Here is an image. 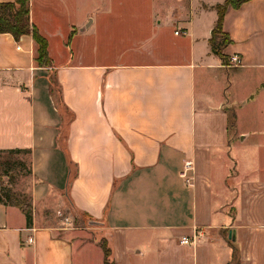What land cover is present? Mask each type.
<instances>
[{"label":"crops","instance_id":"obj_1","mask_svg":"<svg viewBox=\"0 0 264 264\" xmlns=\"http://www.w3.org/2000/svg\"><path fill=\"white\" fill-rule=\"evenodd\" d=\"M226 1L31 0L47 68L32 35L0 34V150L31 151L33 205L28 227L0 203V264H104L102 239L116 264H264V129L246 145L229 114L264 118V0L227 9V63ZM229 70L253 93L233 102Z\"/></svg>","mask_w":264,"mask_h":264},{"label":"trees","instance_id":"obj_2","mask_svg":"<svg viewBox=\"0 0 264 264\" xmlns=\"http://www.w3.org/2000/svg\"><path fill=\"white\" fill-rule=\"evenodd\" d=\"M250 0H227L224 4L218 5L216 10L219 13V19L212 32L210 40L212 52L221 57L227 63V58L224 54L225 48L231 44V39L223 30V21L227 9L231 6L235 9L240 8L244 3ZM30 3L31 0H15L13 3H0V34H11L16 41H19L23 36L32 35L38 45L37 62L39 67L47 68L52 66V61L48 51V41L43 37L38 29L31 24L30 20ZM231 129H234V122L231 123ZM30 150H0V154H26L29 155ZM4 169V176H10V165L7 163ZM25 168V163H22ZM31 168L27 170V174L31 175ZM0 203L5 206H14L23 211L26 217L27 226L33 225V205L31 198L27 195H15L10 190L1 187ZM100 247L104 252V264H116L112 258V249L106 239L99 242ZM233 264H240L239 254L237 249H234Z\"/></svg>","mask_w":264,"mask_h":264},{"label":"rangeland","instance_id":"obj_3","mask_svg":"<svg viewBox=\"0 0 264 264\" xmlns=\"http://www.w3.org/2000/svg\"><path fill=\"white\" fill-rule=\"evenodd\" d=\"M160 4L161 3H159L157 7L165 10L167 4H163L162 6H160ZM173 5L174 3L171 6ZM234 71L236 70H229L231 75L229 76L228 81V86L230 87L232 85L231 89H229V94L231 95L233 102L240 100L242 97L246 98L249 93H253V88H255V84L252 83L246 94L245 86L243 85L249 83H247L246 79H244L245 76L243 73L238 74ZM248 109L249 107L243 111H247ZM229 114L232 118V121L234 122V125L236 124L235 126H237L238 122V128H240V130L250 133V137L246 145H254L260 142V137L262 136V131L264 129V118L260 117L258 113H235L234 108H232V113ZM253 151L254 150L252 148L248 149V153H252ZM30 160V155L26 154H0V189L3 187L10 190L15 195L20 194L28 196L32 187V182L30 180V175L24 174H27V170L30 167ZM7 163L10 165L9 167H11L9 171L11 176L10 178L6 175L4 176V169H6L5 165ZM22 163H25V168L22 167ZM43 215L47 217L48 221H50L49 224L59 227H63V225L66 226L68 221L67 213L61 209L58 211L49 210ZM73 226L84 231L87 230L88 232L95 230L93 226L90 227V223L85 218L77 220ZM89 227L90 229H88ZM89 237L93 236L89 235ZM95 238V240H101V238L98 236H95Z\"/></svg>","mask_w":264,"mask_h":264},{"label":"built area","instance_id":"obj_4","mask_svg":"<svg viewBox=\"0 0 264 264\" xmlns=\"http://www.w3.org/2000/svg\"><path fill=\"white\" fill-rule=\"evenodd\" d=\"M178 33V32H177ZM232 62L234 64H239L240 63V59L238 57H233L232 58ZM191 168L190 166V162H188L186 164V168H185V171L181 173V176L182 178H184L186 180L187 183L190 182V179L188 178V171L189 169ZM200 238V234H198L197 232L190 238V237H183L182 240H181V243L182 244H190V243H193L195 244L197 242V240H199ZM30 243L33 242V239H30L29 240Z\"/></svg>","mask_w":264,"mask_h":264},{"label":"water","instance_id":"obj_5","mask_svg":"<svg viewBox=\"0 0 264 264\" xmlns=\"http://www.w3.org/2000/svg\"><path fill=\"white\" fill-rule=\"evenodd\" d=\"M91 224V223H90ZM234 231L230 232V236L233 235ZM233 241H235V237L232 239Z\"/></svg>","mask_w":264,"mask_h":264}]
</instances>
